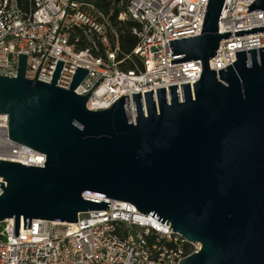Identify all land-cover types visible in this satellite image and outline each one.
<instances>
[{
  "label": "water",
  "instance_id": "water-1",
  "mask_svg": "<svg viewBox=\"0 0 264 264\" xmlns=\"http://www.w3.org/2000/svg\"><path fill=\"white\" fill-rule=\"evenodd\" d=\"M224 0H208L201 34L169 41L171 64L200 60L198 81L132 94L109 108L90 110L92 89H74L88 71L76 67L68 88L25 77L18 55L15 77L0 75V113L8 137L45 156L43 166L0 160V223L14 219V235L32 219L75 223L78 214L108 209L107 198L128 202L158 225L201 248L178 264H264V47L235 52L216 71L208 60L222 39ZM248 11L264 10L255 0ZM264 32V26L235 31ZM47 54V53H46ZM44 60V59H43ZM43 62V61H42ZM146 112H143V106ZM167 223L164 226L167 227ZM164 228V227H163Z\"/></svg>",
  "mask_w": 264,
  "mask_h": 264
},
{
  "label": "built area",
  "instance_id": "built-area-1",
  "mask_svg": "<svg viewBox=\"0 0 264 264\" xmlns=\"http://www.w3.org/2000/svg\"><path fill=\"white\" fill-rule=\"evenodd\" d=\"M255 0H224L218 19L222 39L209 69L218 72L236 60L235 52L264 47V32L236 36L238 30L264 26V10L248 11ZM208 0H0V75L15 77L19 54H25V77L50 83L58 60L64 62L57 85L68 88L76 67L88 71L74 89L86 95L90 110L109 108L132 94L198 81L200 60L171 64L169 41L201 34ZM134 22L137 44L131 53L120 49L122 24ZM47 53V54H46ZM134 57L132 67L123 68ZM44 59V60H43ZM43 61V62H42ZM8 116L0 113V160L43 166L45 156L8 137ZM0 177V182H5ZM2 189L0 188V194ZM108 209L78 214L67 224L32 219L30 231L23 219L14 235V219L1 222L0 264H178L197 253L201 244L190 242L137 211L131 203L102 197ZM167 223V227L164 226ZM164 227V228H163Z\"/></svg>",
  "mask_w": 264,
  "mask_h": 264
},
{
  "label": "trees",
  "instance_id": "trees-1",
  "mask_svg": "<svg viewBox=\"0 0 264 264\" xmlns=\"http://www.w3.org/2000/svg\"><path fill=\"white\" fill-rule=\"evenodd\" d=\"M136 24L134 22H127L125 24H122L120 27L119 32V43H120V49L122 53L129 54L131 53V50L134 48V46L137 44L136 37L131 33V27L135 26ZM134 57H131L130 59L126 60L124 64L122 65L123 68L129 69L132 67V60H134Z\"/></svg>",
  "mask_w": 264,
  "mask_h": 264
},
{
  "label": "bare ground",
  "instance_id": "bare-ground-1",
  "mask_svg": "<svg viewBox=\"0 0 264 264\" xmlns=\"http://www.w3.org/2000/svg\"><path fill=\"white\" fill-rule=\"evenodd\" d=\"M142 106H143V112H146V107H145V105L143 104ZM133 113H134V112H133Z\"/></svg>",
  "mask_w": 264,
  "mask_h": 264
},
{
  "label": "rangeland",
  "instance_id": "rangeland-1",
  "mask_svg": "<svg viewBox=\"0 0 264 264\" xmlns=\"http://www.w3.org/2000/svg\"><path fill=\"white\" fill-rule=\"evenodd\" d=\"M2 225H3V224H2V223H0V229L2 228Z\"/></svg>",
  "mask_w": 264,
  "mask_h": 264
}]
</instances>
